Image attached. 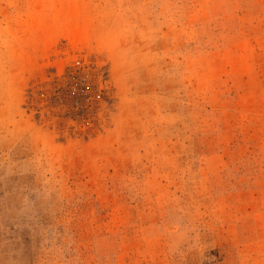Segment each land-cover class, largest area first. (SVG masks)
Instances as JSON below:
<instances>
[{"label": "rangeland", "instance_id": "rangeland-1", "mask_svg": "<svg viewBox=\"0 0 264 264\" xmlns=\"http://www.w3.org/2000/svg\"><path fill=\"white\" fill-rule=\"evenodd\" d=\"M0 264H264V0H0Z\"/></svg>", "mask_w": 264, "mask_h": 264}]
</instances>
